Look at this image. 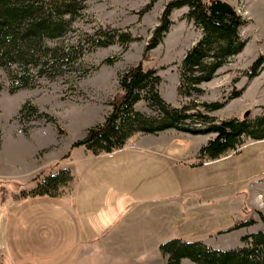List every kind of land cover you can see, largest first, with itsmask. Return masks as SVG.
Segmentation results:
<instances>
[{
	"label": "rangeland",
	"instance_id": "374dc122",
	"mask_svg": "<svg viewBox=\"0 0 264 264\" xmlns=\"http://www.w3.org/2000/svg\"><path fill=\"white\" fill-rule=\"evenodd\" d=\"M84 1L87 10L85 18L75 24L77 32L90 31L93 26L110 27L127 30L140 40L130 44L124 52L115 45L86 55L83 59L84 73L68 71L55 79L41 78L35 88L20 90L15 94L9 93L8 76L0 68V176L11 177L22 172L31 176L27 185L21 183V186L0 178V186H5L13 193L30 189L29 181L33 182L36 176L42 174L38 178L40 179L44 177V172H56L61 167L70 169L78 176L77 172L85 166V151L82 148L70 151V146L83 139L89 128L103 122L109 112L110 99L118 93V75L128 68L141 63L144 69H156L161 78L159 92L164 101L173 107H180L186 101L177 95L178 66L202 33L184 18L187 8L172 12L170 20L173 24L168 34L155 49L143 57L151 32L157 26L165 5L171 0H157L148 12L141 15L140 12L151 0ZM205 1L209 5L211 1L217 0ZM218 1L230 5L245 21V25L239 30V36L246 40V44L242 52L219 69L210 82L200 86L204 93L196 100L216 102L228 98L233 90H242L239 98L230 100L223 109L210 115L217 120L254 118L264 114V70L252 80L247 79L244 72L258 57H264V0ZM114 56L119 57L116 63L111 66L101 65L104 60ZM93 68L97 70L94 71ZM26 102L51 117L56 125L46 123L45 120L20 123L19 110ZM135 109L151 114L143 103H139ZM58 129L62 134H59ZM171 137L173 141L169 143L171 140L168 139ZM138 138L130 140L123 152H127L130 150L129 146L135 144L169 145L166 152L170 157L183 153L186 164L190 165H187V172L194 170L191 171L194 172L193 175L181 170L174 174L176 177L179 174L186 182L191 183L183 188L185 193L189 194V190L194 188V194L200 201H210L202 206V218L196 224L191 225L189 215L187 216L181 225V233L177 234L178 239L208 243L214 249L225 251L242 247V237L264 231L258 216L261 214L264 217V140H246L238 152H229L219 160L197 166L196 154L212 135L192 136L168 131L159 137L148 135L137 140ZM67 153L69 157L63 159ZM186 164L180 166L186 168ZM149 166L154 168L162 165L151 161ZM180 166L176 169H184ZM83 184L82 178L77 177L70 194L58 199L44 198L47 200L45 203L40 202L43 198L27 199L23 200L26 204L18 208L17 205L8 207L12 202L9 199L5 204L0 200V258L6 256L2 253L1 246L6 253H11L16 258V252L30 255L38 252V244L43 240L61 237L62 233L71 234L73 226L65 218L77 214L72 212L71 200L66 198L73 196L76 188ZM19 216H25V220L19 221ZM232 218L234 223L254 219L255 225L231 233H221L229 227L210 237L209 232L215 225L230 226ZM211 220L218 223L214 224ZM126 223L123 220L119 225L124 227ZM7 228L11 234L10 239L8 238L9 245L4 243V230L7 235ZM37 231L44 232V237H36ZM239 232H243L240 237L236 235ZM121 235L129 236V233ZM71 241L72 238L67 236L61 243L62 247L66 248ZM130 242L129 237L114 241L111 250H118L121 254H102L97 259L99 263L92 261L87 264H128L137 257L122 253L133 249ZM184 261V264H192L188 260Z\"/></svg>",
	"mask_w": 264,
	"mask_h": 264
},
{
	"label": "trees",
	"instance_id": "16d2710c",
	"mask_svg": "<svg viewBox=\"0 0 264 264\" xmlns=\"http://www.w3.org/2000/svg\"><path fill=\"white\" fill-rule=\"evenodd\" d=\"M157 0H151L140 12H148ZM205 0L169 1L145 45L143 57L155 49L168 34L173 11L187 8L184 18L201 30L200 38L190 47L178 66L177 95L186 100L173 107L161 97V78L156 69H144L139 63L118 75V93L110 99L109 112L103 122L86 131L83 139L70 146L82 148L92 157L111 155L123 150L135 137L157 136L174 131L192 136L212 135L195 157V164L219 160L229 152H238L246 140H264V114L254 118L217 120L210 114L223 109L242 90H233L228 98L216 102H197L204 91L200 86L210 82L228 61L239 55L246 40L239 36L245 21L236 12L213 14ZM84 0H0V68L9 80V93L33 89L38 79H55L66 72H85L83 59L99 49L127 47L140 40L127 30L93 26L90 31H76L75 24L85 18ZM118 56L107 58L101 65L111 66ZM97 70V68H93ZM264 70V57H258L244 72L252 80ZM2 87L0 85V92ZM143 103L151 114L135 109ZM19 122L45 120L55 124L47 114L30 102L22 105ZM59 134L62 131L58 129ZM69 157L67 153L63 159ZM42 175V174H41ZM33 179L35 187L17 193L0 186L2 204L7 199H58L73 191L74 178L68 169ZM264 226V217L258 214ZM255 225L254 219L236 222L221 233H231ZM242 247L231 250L213 249L199 241L171 239L160 244L158 251L166 264H264V231L241 238ZM2 264V263H0Z\"/></svg>",
	"mask_w": 264,
	"mask_h": 264
},
{
	"label": "crops",
	"instance_id": "0c3cea01",
	"mask_svg": "<svg viewBox=\"0 0 264 264\" xmlns=\"http://www.w3.org/2000/svg\"><path fill=\"white\" fill-rule=\"evenodd\" d=\"M143 137L146 136L139 138ZM168 140H171L169 141L171 143L173 138ZM167 146L169 145L135 144L129 146L130 150L127 152L121 150L99 157H92L85 152V166L77 172L78 176L69 169L74 179L78 177L84 181L83 185L76 188L73 196L66 198L71 200L72 212L77 214L65 218L73 226L71 234L62 233L61 237L43 240L41 244H38V252L31 255L16 252V258L13 254L6 253L5 248L1 246V251L6 256L0 258V263L87 264L98 261V257L102 254H121L118 250H111L114 241L129 237L133 249L122 253L137 255V257L131 259L128 264H166V259L158 251L160 244L179 238L177 234L181 233V225L188 215L191 225L200 221L202 206L210 202L200 201L194 194L196 191L194 188L189 190V194L185 193L183 188L191 183L186 182L179 174L178 177L174 174L181 170L183 173L193 175L194 172L191 171L194 170L187 172L188 164L184 160L183 153L170 157V154L166 152ZM151 161H156L162 166L150 168ZM183 163L186 164V168L180 166ZM177 166L184 169H176ZM56 172L49 171L46 174L44 172L43 175L48 176ZM22 173H15L11 177L0 176V178L13 181L18 186H21V183L27 185V180L31 176ZM25 179L26 182H24ZM29 183H31L28 187L30 189L22 185L24 189L26 188L25 191L35 187V182L29 181ZM42 201L45 203L47 200L43 198L40 202ZM24 204H26L24 201L18 203L12 201L8 207L17 205L19 208ZM18 220L24 221L25 216H19ZM123 220L127 223L121 227L119 224ZM211 221L214 224L218 223ZM233 223L234 218L231 219L230 226L215 225L216 227L209 232L210 237L231 227ZM125 232L129 233V236L121 235ZM241 233L243 234L239 232L236 235L239 236ZM36 234V237H44V232L37 231ZM67 236L71 237L72 241L63 248L61 243ZM10 237L11 234L7 228V235L4 230L5 244H8ZM205 244L212 248L208 243Z\"/></svg>",
	"mask_w": 264,
	"mask_h": 264
},
{
	"label": "water",
	"instance_id": "95a60500",
	"mask_svg": "<svg viewBox=\"0 0 264 264\" xmlns=\"http://www.w3.org/2000/svg\"><path fill=\"white\" fill-rule=\"evenodd\" d=\"M208 8L213 14L233 12V8L230 5L218 0L211 1Z\"/></svg>",
	"mask_w": 264,
	"mask_h": 264
}]
</instances>
